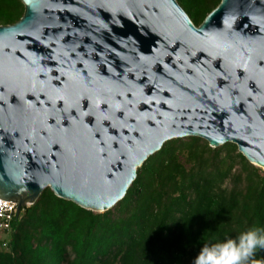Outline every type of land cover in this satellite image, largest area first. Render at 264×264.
I'll return each mask as SVG.
<instances>
[{
  "label": "water",
  "instance_id": "water-1",
  "mask_svg": "<svg viewBox=\"0 0 264 264\" xmlns=\"http://www.w3.org/2000/svg\"><path fill=\"white\" fill-rule=\"evenodd\" d=\"M0 25V198L104 212L175 138L264 169V0H22ZM226 21L231 25L228 27Z\"/></svg>",
  "mask_w": 264,
  "mask_h": 264
},
{
  "label": "trees",
  "instance_id": "trees-1",
  "mask_svg": "<svg viewBox=\"0 0 264 264\" xmlns=\"http://www.w3.org/2000/svg\"><path fill=\"white\" fill-rule=\"evenodd\" d=\"M196 26L221 0H177ZM25 13L0 0V25ZM264 234V169L235 143L167 141L138 168L125 197L104 212L46 188L21 209L0 243V264H193L205 245L250 228ZM264 264V249L253 258Z\"/></svg>",
  "mask_w": 264,
  "mask_h": 264
},
{
  "label": "clouds",
  "instance_id": "clouds-1",
  "mask_svg": "<svg viewBox=\"0 0 264 264\" xmlns=\"http://www.w3.org/2000/svg\"><path fill=\"white\" fill-rule=\"evenodd\" d=\"M259 249H264V234L253 227L235 238L203 246L193 264H261L253 259Z\"/></svg>",
  "mask_w": 264,
  "mask_h": 264
},
{
  "label": "built area",
  "instance_id": "built-area-1",
  "mask_svg": "<svg viewBox=\"0 0 264 264\" xmlns=\"http://www.w3.org/2000/svg\"><path fill=\"white\" fill-rule=\"evenodd\" d=\"M18 211L19 206L17 201L0 198V243L4 246H7L8 242L6 236L3 238L2 235L10 231L14 219L20 215H18Z\"/></svg>",
  "mask_w": 264,
  "mask_h": 264
},
{
  "label": "snow or ice",
  "instance_id": "snow-or-ice-1",
  "mask_svg": "<svg viewBox=\"0 0 264 264\" xmlns=\"http://www.w3.org/2000/svg\"><path fill=\"white\" fill-rule=\"evenodd\" d=\"M226 24H228V27H230L231 25L226 21Z\"/></svg>",
  "mask_w": 264,
  "mask_h": 264
},
{
  "label": "rangeland",
  "instance_id": "rangeland-1",
  "mask_svg": "<svg viewBox=\"0 0 264 264\" xmlns=\"http://www.w3.org/2000/svg\"><path fill=\"white\" fill-rule=\"evenodd\" d=\"M31 205V203L28 204V206ZM5 235H2V237L4 238Z\"/></svg>",
  "mask_w": 264,
  "mask_h": 264
}]
</instances>
